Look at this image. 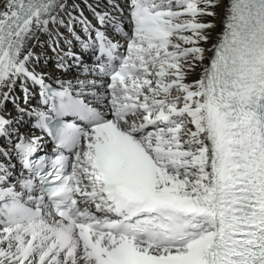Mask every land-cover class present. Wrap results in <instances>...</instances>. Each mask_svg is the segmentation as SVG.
Instances as JSON below:
<instances>
[{
	"label": "snow or ice",
	"instance_id": "6c2138e0",
	"mask_svg": "<svg viewBox=\"0 0 264 264\" xmlns=\"http://www.w3.org/2000/svg\"><path fill=\"white\" fill-rule=\"evenodd\" d=\"M0 164V264H264V0H0Z\"/></svg>",
	"mask_w": 264,
	"mask_h": 264
},
{
	"label": "bare ground",
	"instance_id": "6f19581e",
	"mask_svg": "<svg viewBox=\"0 0 264 264\" xmlns=\"http://www.w3.org/2000/svg\"><path fill=\"white\" fill-rule=\"evenodd\" d=\"M46 37L42 36V40H46ZM85 60L87 61L89 59V57H87L86 55L84 56ZM43 63V61L41 62ZM48 71H55V60L54 59H49L48 61ZM75 71V69H74Z\"/></svg>",
	"mask_w": 264,
	"mask_h": 264
}]
</instances>
